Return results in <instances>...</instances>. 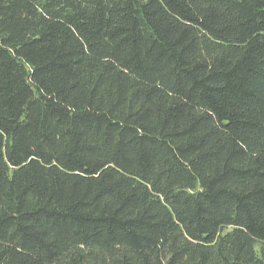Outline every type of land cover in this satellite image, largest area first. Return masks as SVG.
<instances>
[{
	"label": "trees",
	"instance_id": "obj_1",
	"mask_svg": "<svg viewBox=\"0 0 264 264\" xmlns=\"http://www.w3.org/2000/svg\"><path fill=\"white\" fill-rule=\"evenodd\" d=\"M0 264H264V0H0Z\"/></svg>",
	"mask_w": 264,
	"mask_h": 264
},
{
	"label": "rangeland",
	"instance_id": "obj_2",
	"mask_svg": "<svg viewBox=\"0 0 264 264\" xmlns=\"http://www.w3.org/2000/svg\"><path fill=\"white\" fill-rule=\"evenodd\" d=\"M258 249H260V247H258Z\"/></svg>",
	"mask_w": 264,
	"mask_h": 264
}]
</instances>
